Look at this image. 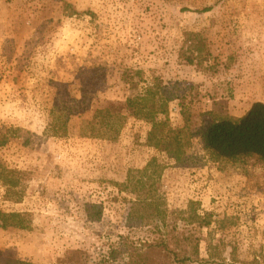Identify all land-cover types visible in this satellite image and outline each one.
<instances>
[{
	"label": "rangeland",
	"instance_id": "rangeland-1",
	"mask_svg": "<svg viewBox=\"0 0 264 264\" xmlns=\"http://www.w3.org/2000/svg\"><path fill=\"white\" fill-rule=\"evenodd\" d=\"M94 66L107 72L96 85ZM130 67L183 97L169 105L187 135L184 162L144 144L133 121L117 140L82 134L94 108L131 93L121 79ZM82 87L94 107L80 115L70 94ZM255 101H264V0H0V129L16 130L0 148V209L27 218L0 225V264H60L84 243L156 238L157 226L132 218L145 200L168 213L170 230L190 209L210 217L190 264H264V162L217 159L200 135ZM68 115L66 134L47 131Z\"/></svg>",
	"mask_w": 264,
	"mask_h": 264
},
{
	"label": "trees",
	"instance_id": "trees-1",
	"mask_svg": "<svg viewBox=\"0 0 264 264\" xmlns=\"http://www.w3.org/2000/svg\"><path fill=\"white\" fill-rule=\"evenodd\" d=\"M189 62H194V57H190ZM90 71V81L94 85L106 78L107 72L102 66H94ZM121 74L122 81L128 85L131 93L119 100L108 99L105 104L94 108L91 117L85 119L82 134L117 140L128 121H133L143 127L144 144L161 149L171 158L184 162L187 154V135L183 128L173 126L169 105L171 99L183 97L166 91L161 78H156L155 83L150 85L148 70L145 68L130 67ZM80 92L81 97L70 94V100L72 111L82 115L84 111L92 110L94 104L92 98L87 95L90 92L87 88L82 87ZM181 104L184 110V103ZM69 117L70 115L57 118L47 131L53 136H63L68 131ZM15 131L12 128L0 129V148L8 143L10 134ZM200 133L205 149L217 159L244 160L251 157L264 162V101H255L239 118L225 115L211 119L203 125ZM11 191L7 189L6 197L12 198L9 194ZM193 204L194 202L190 207ZM89 206L98 209L91 219H101L103 213L99 209L100 205L92 203ZM152 210L150 203L145 200L144 212L134 213L132 218L137 226L149 223L157 226L159 234L156 238L137 241L121 235L118 241L109 238L108 244L96 250L84 243L68 253V256L60 258L59 263L64 264V259H69V254H74V264L195 263L200 257L202 242L198 229L210 226V217L190 209L188 213H180L178 225L170 230L166 222L168 213H153ZM134 224L132 226H135ZM0 225L26 227L27 218L24 213L5 212L0 209ZM5 264L40 263L6 258Z\"/></svg>",
	"mask_w": 264,
	"mask_h": 264
}]
</instances>
